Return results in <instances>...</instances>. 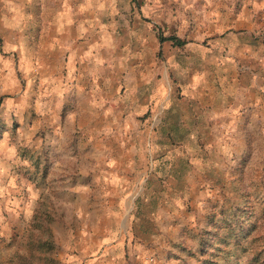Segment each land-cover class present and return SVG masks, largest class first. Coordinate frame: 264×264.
Returning <instances> with one entry per match:
<instances>
[{
	"label": "rangeland",
	"instance_id": "1",
	"mask_svg": "<svg viewBox=\"0 0 264 264\" xmlns=\"http://www.w3.org/2000/svg\"><path fill=\"white\" fill-rule=\"evenodd\" d=\"M192 1L66 0L115 58L70 117L59 0H0V264H264V117Z\"/></svg>",
	"mask_w": 264,
	"mask_h": 264
},
{
	"label": "crops",
	"instance_id": "2",
	"mask_svg": "<svg viewBox=\"0 0 264 264\" xmlns=\"http://www.w3.org/2000/svg\"><path fill=\"white\" fill-rule=\"evenodd\" d=\"M193 2L200 7L192 9L193 26L190 31L192 38L201 40L196 43L197 50L223 55L217 62L227 72L234 73V80L242 87V94L248 87V98L236 96L231 101L228 96L224 97L222 101L225 105L218 115L237 119L247 112L249 117H264V0ZM58 4L57 29L49 35L48 51L56 49L59 60H64V74L59 81V90L63 95L61 102L72 105L69 116L75 117L74 107L81 94L88 88L89 94H95L98 86H106L109 82L115 68L114 51L112 43L98 40L97 32L90 24H82L80 8L72 6L67 10L66 0H59ZM206 41L210 49L204 45Z\"/></svg>",
	"mask_w": 264,
	"mask_h": 264
},
{
	"label": "trees",
	"instance_id": "3",
	"mask_svg": "<svg viewBox=\"0 0 264 264\" xmlns=\"http://www.w3.org/2000/svg\"><path fill=\"white\" fill-rule=\"evenodd\" d=\"M161 40H162V42L172 41V42H174L175 45H178V46H184L185 45V41H182V40H180L179 38H177L175 36L162 37ZM232 237H236V234H233Z\"/></svg>",
	"mask_w": 264,
	"mask_h": 264
}]
</instances>
